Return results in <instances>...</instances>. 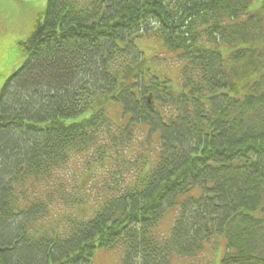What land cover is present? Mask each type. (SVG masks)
Returning <instances> with one entry per match:
<instances>
[{"label": "trees", "instance_id": "1", "mask_svg": "<svg viewBox=\"0 0 264 264\" xmlns=\"http://www.w3.org/2000/svg\"><path fill=\"white\" fill-rule=\"evenodd\" d=\"M253 1L48 0L0 88V264H95L99 248H122L118 264H169L216 232L221 264H264V0L251 12ZM145 36L179 56L177 92L165 78L138 87L151 74L136 45ZM161 106L172 112L158 122ZM148 120L160 124L157 153L140 150L121 178L66 199L58 169L78 153L112 161ZM197 185L214 199L187 196ZM94 198L87 216L77 210ZM57 202L72 213L43 226Z\"/></svg>", "mask_w": 264, "mask_h": 264}, {"label": "rangeland", "instance_id": "2", "mask_svg": "<svg viewBox=\"0 0 264 264\" xmlns=\"http://www.w3.org/2000/svg\"><path fill=\"white\" fill-rule=\"evenodd\" d=\"M48 0H0V87L2 86L5 78L22 65L24 61V52L20 43L30 33L33 25L35 24L39 14L44 11L47 6ZM262 0H254L250 6V11H258L261 7ZM136 45L140 48L145 56V63L151 69V74L147 73L144 78L139 80L138 87L141 91L145 89V94L149 93L147 88H154V84H148V78L150 80L164 78L169 81V90L177 92L180 89V73L183 63H179V56L175 52L166 51L160 42L145 36L136 41ZM144 83V85H143ZM150 89V90H151ZM165 90L166 88L163 87ZM154 103L164 105L161 99L154 98ZM158 104V105H159ZM157 105V107H158ZM165 111L161 110L162 117L158 122L165 121L166 116L172 112V107L161 106ZM109 113L111 118L119 125L125 124V118H123V107L119 105V102H114L109 107ZM126 116V114H124ZM159 114H155V117H159ZM164 119V120H163ZM139 120L138 122H142ZM149 123H137V127L134 130L136 136L123 139L124 146L122 147V153L116 154L115 159L112 161H103L97 159L98 155H87L86 153H78L73 156L71 160L62 166L57 172L60 174L64 181V186L67 190V200H76L74 195L77 191H83L89 186L90 193L95 194L93 190L100 184V179L107 176L116 175L118 178L124 174L126 165H132L131 161H135L136 155H139V151L143 150L144 153L150 154V152L157 151L156 144L159 142V135L156 130H160V127L156 121L148 120ZM115 123V124H116ZM124 123V124H123ZM116 124V125H117ZM117 125V127H119ZM148 126V127H147ZM151 128V130L149 129ZM154 131V133H152ZM112 151L116 152L117 147H113ZM132 156V158L130 157ZM113 164V165H112ZM58 187L59 183L57 182ZM202 193L200 185L194 186L187 196H196ZM89 204L79 207L77 210L81 214L87 216L94 209L93 201ZM52 207V205H51ZM43 220L45 225H54L57 221H61L64 213L67 211L72 213V207L62 205L57 202ZM175 218V211L169 210L159 225V230L167 234L173 220ZM218 239L225 240L223 234H216ZM225 254L224 246L221 243L209 244L205 250L199 255L194 257H173L170 264H221V260ZM122 257L121 248L106 250L97 249L94 256L95 264H118Z\"/></svg>", "mask_w": 264, "mask_h": 264}, {"label": "bare ground", "instance_id": "3", "mask_svg": "<svg viewBox=\"0 0 264 264\" xmlns=\"http://www.w3.org/2000/svg\"><path fill=\"white\" fill-rule=\"evenodd\" d=\"M25 39H26V38H25ZM54 187L57 188V186H55V185H54ZM201 189H202L203 193L206 194V196H208V195L211 196V194L207 192L205 186H201ZM211 197H212V196H211ZM212 199H214V198L212 197ZM183 200H184V201H183L182 209H184V207H186L187 205H189L191 199H190V198H187V197H184ZM178 206H180V205H178V204L175 205V207H178ZM201 239H202V238H199V237L195 236V237L192 239L191 245H190L189 247H190V248H195V247L199 244V242H203V241H201Z\"/></svg>", "mask_w": 264, "mask_h": 264}]
</instances>
